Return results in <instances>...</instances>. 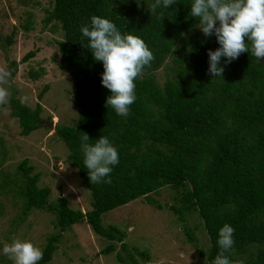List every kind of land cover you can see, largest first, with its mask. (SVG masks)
<instances>
[{"label": "trees", "instance_id": "1", "mask_svg": "<svg viewBox=\"0 0 264 264\" xmlns=\"http://www.w3.org/2000/svg\"><path fill=\"white\" fill-rule=\"evenodd\" d=\"M50 2L53 6L45 10L43 24L63 32V41L56 43V65L72 80L77 109L74 125L56 126L54 134L67 147L66 161L83 180L91 209L74 211L64 198L50 202L51 190L37 186L40 175L28 161L23 160L11 175L3 170L5 153L0 152V198L12 196L21 201L19 222L32 210L56 217L58 232L48 238L39 264L52 259L62 233L84 222L95 234L120 244L125 253L124 257L118 254L120 263L137 264V257L148 262V253L128 250L118 228H103L101 217L137 199L162 209L150 195L163 187L177 191L178 204L168 210L183 224L184 236L201 254L202 262L214 263L218 230L228 223L235 229V243L226 253L232 264H264V63L257 62L251 52L242 53L225 66L222 80L208 75L207 51L219 45L215 37L206 38L195 27L197 21L188 15L191 0H179L175 7L160 10L162 15L150 12L151 0H139V4L137 0ZM92 16L106 17L122 33L139 36L154 53L151 65L135 81L137 99L126 118L106 105L110 91L100 83L102 64L93 59L82 37L81 27ZM32 25L30 19L21 27L27 31ZM13 37L14 32L0 49L6 51ZM35 55L36 51L28 52L20 63ZM20 63L9 61V81ZM162 68L166 79L161 85L155 73ZM2 107L17 119L20 136L42 128L41 104L30 108L11 92ZM85 134L89 143L102 135L117 147L119 164L109 182L90 184L80 147ZM194 213L208 235L207 255L198 247L195 230L187 227V215ZM114 250L113 244L103 252Z\"/></svg>", "mask_w": 264, "mask_h": 264}, {"label": "rangeland", "instance_id": "2", "mask_svg": "<svg viewBox=\"0 0 264 264\" xmlns=\"http://www.w3.org/2000/svg\"><path fill=\"white\" fill-rule=\"evenodd\" d=\"M52 6L50 0H0V45L5 46L7 36L14 32V43L6 51L0 49V69L8 71L9 61L20 63L28 52L36 51L35 57L20 63L16 76L7 83L0 82V87L14 92L30 108L34 109L38 103L43 108L42 128L22 137L17 119L12 118L9 108L0 105V152L5 153L3 170L8 174H15L17 166L27 160L33 172L40 175L37 186L51 190L50 202L64 198L70 209L84 213L91 209V196L77 169L66 161L67 147L54 134L56 126L74 125L77 109L72 98V80L56 65L59 59L56 43L63 41V32L59 27L52 31L51 24H43L45 10H51ZM30 19L33 25L26 31L21 26H26ZM33 74L38 77L32 78ZM155 77L162 85L166 79L165 68L157 71ZM150 198L162 209L137 199L103 214L101 225L103 228L114 226L124 233L128 250L137 248L148 253L149 261L137 257V264H214L206 259L201 261V254L184 236L183 224L168 210L169 206L178 204L177 191L163 187ZM21 206V201L12 196L0 198V248L16 237L30 240L43 250L48 238L58 232L56 217L32 210L19 222ZM187 223L188 228L195 230L198 247L207 255L208 235L198 214L187 215ZM113 244L115 250L105 254L103 251ZM118 254L125 255L119 243L95 234L84 222L62 233L47 264H122ZM0 264L13 262L0 254Z\"/></svg>", "mask_w": 264, "mask_h": 264}, {"label": "clouds", "instance_id": "3", "mask_svg": "<svg viewBox=\"0 0 264 264\" xmlns=\"http://www.w3.org/2000/svg\"><path fill=\"white\" fill-rule=\"evenodd\" d=\"M179 0H151L150 12L162 15L160 10L175 7ZM139 4V0H137ZM188 15L194 18L196 28L204 37H215L219 45L207 51V74L213 78L222 75L225 66L242 53L251 52L257 62L264 63V0H191ZM82 37L95 61L102 64L100 83L110 91L106 105L120 117L130 115V106L137 99L136 79L155 59L145 41L131 33H122L110 19L92 16L90 23L81 27ZM11 73L0 69V82L7 83ZM9 90L0 87V105L8 102ZM91 139L82 137L83 164L90 184L109 182L110 173L119 164V152L108 136ZM235 229L225 223L218 230V255L214 264H232L228 253L234 243ZM0 254L13 264H39L43 250L30 240L13 237L0 248Z\"/></svg>", "mask_w": 264, "mask_h": 264}]
</instances>
